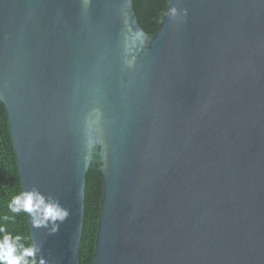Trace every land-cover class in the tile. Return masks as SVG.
Returning <instances> with one entry per match:
<instances>
[{
    "label": "water",
    "instance_id": "water-1",
    "mask_svg": "<svg viewBox=\"0 0 264 264\" xmlns=\"http://www.w3.org/2000/svg\"><path fill=\"white\" fill-rule=\"evenodd\" d=\"M0 100L33 227L79 264L85 174L103 176L90 264H264V0H0Z\"/></svg>",
    "mask_w": 264,
    "mask_h": 264
},
{
    "label": "trees",
    "instance_id": "trees-1",
    "mask_svg": "<svg viewBox=\"0 0 264 264\" xmlns=\"http://www.w3.org/2000/svg\"><path fill=\"white\" fill-rule=\"evenodd\" d=\"M167 0H132L137 21L147 32L159 26ZM96 163H91L85 174L84 211L78 263L90 264L93 257L96 228L100 213V199L103 190V176ZM22 192L16 156L10 137L7 113L0 100V227L13 237L20 235L21 243L31 244L26 213H12L8 204Z\"/></svg>",
    "mask_w": 264,
    "mask_h": 264
},
{
    "label": "clouds",
    "instance_id": "clouds-1",
    "mask_svg": "<svg viewBox=\"0 0 264 264\" xmlns=\"http://www.w3.org/2000/svg\"><path fill=\"white\" fill-rule=\"evenodd\" d=\"M8 208L12 213H26L31 217L33 227L47 225L50 221L63 220L67 211L56 203L46 202L36 191H22L15 195ZM22 237H13L0 227V264H46L39 245L21 243Z\"/></svg>",
    "mask_w": 264,
    "mask_h": 264
},
{
    "label": "flooded vegetation",
    "instance_id": "flooded-vegetation-1",
    "mask_svg": "<svg viewBox=\"0 0 264 264\" xmlns=\"http://www.w3.org/2000/svg\"><path fill=\"white\" fill-rule=\"evenodd\" d=\"M97 165H99L98 163H96Z\"/></svg>",
    "mask_w": 264,
    "mask_h": 264
}]
</instances>
